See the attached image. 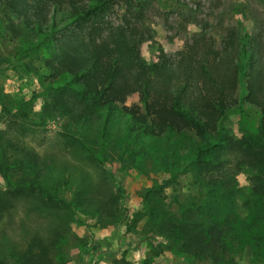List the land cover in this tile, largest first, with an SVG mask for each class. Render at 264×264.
I'll return each mask as SVG.
<instances>
[{
  "label": "trees",
  "instance_id": "16d2710c",
  "mask_svg": "<svg viewBox=\"0 0 264 264\" xmlns=\"http://www.w3.org/2000/svg\"><path fill=\"white\" fill-rule=\"evenodd\" d=\"M115 6L116 0H0V22L6 36L12 44L18 42L21 50L48 48L46 83L60 93L73 94L80 107L79 118L86 119L90 110H97L106 128L119 121L129 141V153L142 151V141L191 132L204 145L191 150L189 156L198 172H205V184L211 185L206 197L211 193L220 197L221 187L233 178L223 168L225 160L219 155L209 157L214 150L218 154L226 151L234 156L238 169L250 176V211H254V199L260 200L264 209V63L259 42L235 36L221 47L213 38L196 37L175 62L146 65L139 56V29L129 15L137 7L125 6L121 19L114 22L108 12ZM14 68L30 71L26 66ZM240 89L243 103L257 109L260 120L255 136L236 139L219 129L227 111L238 103ZM134 96L137 104L127 105ZM13 135L0 131V177L6 182V190L0 194V215L17 199L28 196L48 214L57 215L58 206L82 212L81 202L58 199L56 189L45 185L42 171L46 162ZM175 154L172 152V157ZM116 204L111 198L98 211L108 212ZM197 212L185 210L175 215L151 210L148 223L152 235L144 241L156 250V256L167 249L187 264H237L236 256L247 247L260 257L257 249L264 245V232L245 218L236 213ZM111 214L108 212V217ZM117 219L113 217L115 223L122 218ZM67 231L56 227L51 234L34 233L24 251L11 252L9 261L0 264H67L72 249ZM153 237L163 242L155 246ZM75 240L82 243L79 251L89 255L92 248L86 237ZM110 264L130 263L114 257ZM142 264L153 261L145 259Z\"/></svg>",
  "mask_w": 264,
  "mask_h": 264
},
{
  "label": "rangeland",
  "instance_id": "374dc122",
  "mask_svg": "<svg viewBox=\"0 0 264 264\" xmlns=\"http://www.w3.org/2000/svg\"><path fill=\"white\" fill-rule=\"evenodd\" d=\"M116 5L108 12L114 22L121 19L125 6L137 7L129 15L139 29V56L146 65L175 62L186 44L202 36L215 39L221 47L235 36L254 38L262 48L264 63V0H116ZM2 26L0 22V131L8 136L16 133L17 140L46 162L48 167L45 164L42 171L45 185L56 189L58 199L78 200L84 209L65 211L58 206L60 212L53 215L38 209L31 196L17 199L0 215V261L8 262L11 252L24 251L34 233L51 234L62 227L68 230V246L72 248L67 264H110L114 257H123L130 264H142L145 259H152L153 264H187L167 249L156 256V250L144 241L152 235L148 223L151 210H168L175 215L194 209L206 215L236 213L264 232L263 203L254 199V211H250V176L238 169L233 155L212 151L209 157L219 155L225 160L223 168L233 178L221 187L220 197L211 193L207 198L211 185L205 184V172H198L189 156L191 150L204 145L191 132L142 141V151L129 153V141L119 121L106 128L97 110H90L86 119H81L73 94L49 87L44 67L48 48L21 50ZM15 66H26L30 71ZM243 96L240 89L238 103L227 111L220 133L236 139L257 134L259 112L243 103ZM131 104H137L136 96L128 101L127 105ZM21 172L17 174L23 175ZM5 188L0 177V194ZM106 198L117 202L108 211L111 218L108 212L98 211L109 200ZM113 217L122 219L115 223ZM85 237L92 248L89 255L79 251L82 243L75 240ZM153 238L155 246L163 242ZM257 251L260 257L247 247L236 256L237 264H264V245Z\"/></svg>",
  "mask_w": 264,
  "mask_h": 264
}]
</instances>
